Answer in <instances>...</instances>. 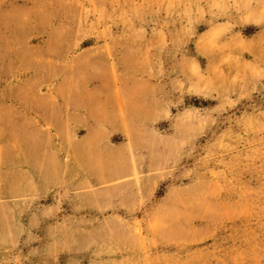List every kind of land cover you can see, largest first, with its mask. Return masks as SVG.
Returning a JSON list of instances; mask_svg holds the SVG:
<instances>
[{"label": "rangeland", "instance_id": "obj_1", "mask_svg": "<svg viewBox=\"0 0 264 264\" xmlns=\"http://www.w3.org/2000/svg\"><path fill=\"white\" fill-rule=\"evenodd\" d=\"M76 2L83 43L116 44L169 112L134 134L124 109L121 171L0 196V264H264V0Z\"/></svg>", "mask_w": 264, "mask_h": 264}, {"label": "crops", "instance_id": "obj_2", "mask_svg": "<svg viewBox=\"0 0 264 264\" xmlns=\"http://www.w3.org/2000/svg\"><path fill=\"white\" fill-rule=\"evenodd\" d=\"M79 18L76 0H0V121L18 134L0 142V196H23L30 186L43 194L45 174L60 167L91 181L121 171L131 162L124 109L134 134L169 112L154 82L124 76L116 44L83 43L90 36ZM95 65L104 76L90 74ZM124 85L133 92L124 95ZM145 154L136 151L140 162Z\"/></svg>", "mask_w": 264, "mask_h": 264}]
</instances>
